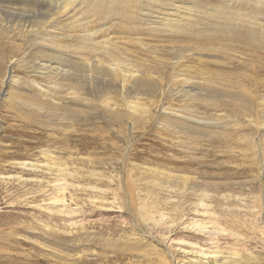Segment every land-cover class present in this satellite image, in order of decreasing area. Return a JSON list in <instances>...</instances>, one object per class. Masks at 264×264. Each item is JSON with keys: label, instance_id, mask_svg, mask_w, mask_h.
<instances>
[{"label": "rangeland", "instance_id": "374dc122", "mask_svg": "<svg viewBox=\"0 0 264 264\" xmlns=\"http://www.w3.org/2000/svg\"><path fill=\"white\" fill-rule=\"evenodd\" d=\"M96 1L100 11L112 7V0ZM154 1L158 5L164 0H119L115 5L124 12L129 3L132 7L127 8L137 14L138 2ZM187 1L205 9L203 16L196 15L200 28L220 23V31L212 32L216 26L200 36L197 49L205 50L190 53L188 65L206 69L231 92L251 96V102L235 106L224 100L185 102L170 97L173 70L166 64L169 56L155 48L157 42L144 41L145 48L119 41L132 59L150 61V73L165 90L162 95L159 88L148 98L154 102V118L133 126L127 118L106 114L99 100L104 93L95 97L89 87L71 86L81 97L67 104L81 111V117L73 123L50 122L28 115L12 98H44L32 81L56 93L70 91L67 82L58 88L41 80L28 69L23 55L28 47L12 41L21 49L14 57L12 44L0 36V264H264V238L258 229L264 220V47L259 27L264 2ZM210 16L214 19H207ZM245 16L255 17L258 24L244 22ZM3 19L7 24L12 17ZM120 26L117 38L124 30ZM192 69L183 77L195 81ZM185 117L205 123L193 124L202 131L217 127L220 134L187 139L167 122L189 123ZM64 168L74 175L66 178L76 188L65 195V207L53 206L54 179ZM199 190L209 194L206 201L227 231L219 243L224 255L208 260H202L197 249L201 245L214 250L216 244L187 227L194 220L211 221L209 215L196 212L203 195ZM147 215L160 222L145 223L142 218ZM170 221L174 227L165 225ZM230 231L239 234L232 237L238 241L230 240ZM231 248L239 253L238 259L226 258Z\"/></svg>", "mask_w": 264, "mask_h": 264}, {"label": "bare ground", "instance_id": "6f19581e", "mask_svg": "<svg viewBox=\"0 0 264 264\" xmlns=\"http://www.w3.org/2000/svg\"><path fill=\"white\" fill-rule=\"evenodd\" d=\"M116 1L119 2V0H112V7L100 11L101 4L96 0H0V36L9 40L10 44H12V41H21L23 45L28 47L29 50L23 55L28 69L33 74L38 75L43 81L54 82L53 87L59 88L60 84L67 82L66 87L70 90L66 93H56L53 91L54 89H44L41 84L32 81L44 98H35L29 94L18 97L12 94L14 95L12 100L21 107L22 111L37 118L40 116L50 122L72 121L73 123L74 119L81 117L80 113L82 112L75 111V107L71 105L69 107L67 104L78 100L80 96L72 88L84 90L85 87H89L87 90H89V93H95V97L105 94L99 97V100L102 101L101 106L104 107L107 115L116 118H127L133 126L141 121H151L154 118V113L150 110V104L154 102L148 98L155 97L154 93L159 88L162 95H164L165 90L150 73L152 65L150 61L143 58L132 59L126 50H122V46H120L122 44L119 41L124 44L126 42L129 44L137 43L145 48H147L148 43L146 44L144 41L157 42L155 48L158 47V52L166 53L169 56L166 64L173 70L174 83L172 86L175 88L169 91L170 97L185 102L196 99L224 100L232 102L235 106L253 100L247 94L231 92L228 90V85L217 82L212 77L211 72H205L206 69L198 67L192 69L188 65L186 59L190 53L200 49L205 50V48L197 49L196 45L200 42V36L204 33L209 34L216 26L217 28L212 32L220 31L219 21V24L213 21L212 26L209 25V29H206V27L200 28L202 26L201 23L200 25L197 23L196 15L200 18L204 14L205 9L201 6V3L188 2L187 0H164L158 5H155V1L153 4L138 2L136 6L137 14H134L133 11L127 8L132 7L131 4L128 5V3L124 8L121 7L125 10L122 12L119 6L115 5ZM256 2L259 1L256 0ZM262 2L264 0H261ZM219 11L220 9L216 11L217 16ZM79 13L82 14V19L76 18ZM223 13L230 15L226 12ZM3 15L12 17V20L5 24ZM212 18L210 16L207 19ZM245 20L251 21V24H258L253 16L245 18L244 22ZM120 24L124 25V30L121 31V36L117 38L114 35L117 34L116 32H120L117 30L121 28ZM259 24L262 29L261 44L264 47V19ZM141 29L145 30L141 31ZM68 31L75 34H69ZM143 35L149 37H143ZM150 37L151 39H149ZM208 50L210 51V48ZM11 52L14 57H18L21 54V49L14 43L11 46ZM90 60L92 62H89ZM201 64L202 62H197L198 66L203 65ZM190 69L196 71L198 81H194L193 77H188V75L186 78L183 77V72L190 73ZM113 94L118 96L116 100ZM54 95L58 99H54ZM96 103H98V100ZM116 107L120 111L114 110ZM185 119L189 123L173 119L167 122L175 132L182 134L187 139L191 137V140L200 137L211 139L213 136L220 134V132H216L217 127H211L208 124L215 131H202L201 128L195 127L193 124L205 127V123L191 118L185 117ZM252 122L254 126H257L256 122L253 120ZM262 125L264 127V123ZM57 172V177H55L53 183L55 195L51 201L53 206L65 207V195L70 188L75 189L76 186L74 183L68 182L66 177L72 174L67 168L59 169ZM200 193L203 195L196 204L198 207L196 212L200 215H209L211 221L206 224V222L194 220L187 227L196 234L206 237L212 244H216L215 249H211L212 251L201 247V245L198 247L197 253L202 260H208L209 257L217 258L224 255L223 248L221 249L219 243L221 237L226 235L227 231L220 226L222 219L220 215L212 210V206L206 201L210 198L209 194L205 190L200 191ZM199 210H202V212L200 213ZM56 212L64 213L62 209H58ZM160 218L163 220L166 219V216L161 214ZM142 219L145 223L154 222L158 224L160 222L152 215H147ZM175 224L174 221H170L165 225L174 227ZM260 224L261 226L258 229L264 238V220ZM237 234L230 231L228 234L231 236L230 240L238 241L239 239H232V237L239 235ZM225 240H229V238L226 237ZM163 245L166 247V244ZM239 256V253L232 249L226 258L229 260L238 259Z\"/></svg>", "mask_w": 264, "mask_h": 264}]
</instances>
